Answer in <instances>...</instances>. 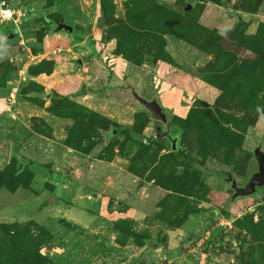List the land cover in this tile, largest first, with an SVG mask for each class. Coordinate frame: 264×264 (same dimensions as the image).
Instances as JSON below:
<instances>
[{
    "label": "rangeland",
    "instance_id": "obj_1",
    "mask_svg": "<svg viewBox=\"0 0 264 264\" xmlns=\"http://www.w3.org/2000/svg\"><path fill=\"white\" fill-rule=\"evenodd\" d=\"M250 132L264 140V0H0V264H264V201L223 206L209 173L244 181Z\"/></svg>",
    "mask_w": 264,
    "mask_h": 264
},
{
    "label": "water",
    "instance_id": "obj_2",
    "mask_svg": "<svg viewBox=\"0 0 264 264\" xmlns=\"http://www.w3.org/2000/svg\"><path fill=\"white\" fill-rule=\"evenodd\" d=\"M188 7L189 5H186V7H182L181 10L184 11V9H187ZM95 26L98 28L104 26V17L102 13L96 17ZM66 31H70V26H68ZM120 87L127 90L132 100L140 105L152 119L159 122H165V112L163 111L162 106L158 103L155 95L146 99L136 91L131 83L126 81ZM45 96L47 97V95ZM114 132L115 130L110 131V133ZM108 135L109 133H106L105 137ZM154 136L155 138L165 137L169 143L170 149L174 150L176 148L175 134L161 131L159 125L154 126ZM250 136L252 144L248 148V153L250 155V160L253 163V167L248 170L244 181H237L232 175L231 168L225 169L212 167L209 172L215 176L214 183L216 185L222 183L228 190H230V195L225 199L223 206H226L232 201H243L249 196L257 197L260 202L264 201V140L261 135L254 132H250ZM54 163L63 176L69 175L74 170L71 165H59L56 160ZM91 197L95 199L96 193H91ZM43 248L46 250H52L54 248V243L49 241L43 245ZM147 258L148 255L144 254L135 264H150V262L147 261Z\"/></svg>",
    "mask_w": 264,
    "mask_h": 264
},
{
    "label": "crops",
    "instance_id": "obj_3",
    "mask_svg": "<svg viewBox=\"0 0 264 264\" xmlns=\"http://www.w3.org/2000/svg\"><path fill=\"white\" fill-rule=\"evenodd\" d=\"M50 25L53 27V24L52 23H50ZM56 34H62V33H56ZM36 78H37V80H39V79H41L40 78V76H36ZM112 80V79H111ZM116 86V87H115ZM115 86H113L112 88H118L119 86L118 85H115ZM84 91H86V89L84 88ZM123 91H125L126 93L128 92L127 90H123ZM85 93V92H84ZM129 94V93H128ZM4 120V119H3ZM6 120H8V122H12L11 120H9L8 118H6ZM17 125V124H16ZM38 136L35 134V132L32 130H30L29 132H28V134H27V136H25L21 141H20V144H18L17 145V141H16V143H15V148L14 149H16L15 150V152L17 153V154H22V155H24L26 158H32V157H28L27 155H25V152H34V153H37L38 152V149L36 148L35 149V146L37 147V145H39V144H41V143H44L42 140H40V139H38L37 138ZM37 142H39V143H37ZM46 143H47V141H46ZM45 143V144H46ZM6 145V144H5ZM12 145V140L10 139V138H7V146H8V152H6L7 154L9 153L10 154V152H11V150H12V147L13 146H11ZM13 149V150H14ZM12 150V151H13ZM47 150H49V149H47ZM7 151V150H6ZM6 154V158H4V154H2V155H4L3 156V158L0 156V164H1V166L2 165H4V164H7V162H8V156L9 155H7ZM33 165H35V163H33ZM74 168V167H73ZM35 171V170H34ZM34 171H33V174H32V180H31V186H33V181H34V178L36 177V175H35V173H34ZM74 171H75V169H74ZM73 171V172H74ZM41 172H42V176H40V178H38V181H41L40 179L43 177V179H44V177H45V173H46V171H45V168L44 169H42L41 170ZM72 172V173H73ZM37 181V182H38ZM53 182V181H52Z\"/></svg>",
    "mask_w": 264,
    "mask_h": 264
},
{
    "label": "trees",
    "instance_id": "obj_4",
    "mask_svg": "<svg viewBox=\"0 0 264 264\" xmlns=\"http://www.w3.org/2000/svg\"><path fill=\"white\" fill-rule=\"evenodd\" d=\"M103 15V14H102ZM62 21V19L58 16V17H56V18H50L49 16H42V21L44 22V23H51V22H55V21ZM48 31H51L50 29H42V33L43 34H46ZM229 42V41H228ZM229 45H231V43L229 42L228 43ZM222 45V44H221ZM222 47H224L223 45H222ZM116 132V131H115ZM108 134V133H107ZM109 134H111V133H109ZM176 149V148H175ZM174 149V150H175ZM170 150H172V149H170ZM20 159H22V160H25L23 157H19ZM9 164H10V162H8L3 168H2V170H0V171H4V170H7V169H9L8 168V166H9ZM3 175V179H4V182H6V187L7 186H9V184H10V178L6 175V174H2ZM19 177V179H21V177L20 176H18ZM21 181V180H20ZM18 185H21V184H17L16 186H15V188L18 186ZM13 188V187H12ZM15 188H13L12 189V191L15 189ZM150 250H147L146 252L148 253Z\"/></svg>",
    "mask_w": 264,
    "mask_h": 264
},
{
    "label": "bare ground",
    "instance_id": "obj_5",
    "mask_svg": "<svg viewBox=\"0 0 264 264\" xmlns=\"http://www.w3.org/2000/svg\"><path fill=\"white\" fill-rule=\"evenodd\" d=\"M3 11V10H2ZM6 12V10L3 12V13H5ZM10 12V11H9Z\"/></svg>",
    "mask_w": 264,
    "mask_h": 264
},
{
    "label": "flooded vegetation",
    "instance_id": "obj_6",
    "mask_svg": "<svg viewBox=\"0 0 264 264\" xmlns=\"http://www.w3.org/2000/svg\"><path fill=\"white\" fill-rule=\"evenodd\" d=\"M165 138V137H164ZM166 139V138H165ZM167 143H168V141H167ZM169 144V143H168Z\"/></svg>",
    "mask_w": 264,
    "mask_h": 264
}]
</instances>
